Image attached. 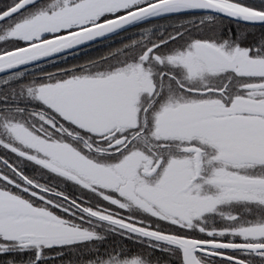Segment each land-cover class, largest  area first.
Instances as JSON below:
<instances>
[{
  "label": "snow or ice",
  "instance_id": "6c2138e0",
  "mask_svg": "<svg viewBox=\"0 0 264 264\" xmlns=\"http://www.w3.org/2000/svg\"><path fill=\"white\" fill-rule=\"evenodd\" d=\"M0 264H264V0H0Z\"/></svg>",
  "mask_w": 264,
  "mask_h": 264
}]
</instances>
